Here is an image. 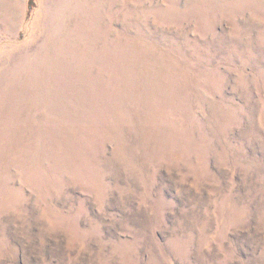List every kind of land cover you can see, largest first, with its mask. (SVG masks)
Segmentation results:
<instances>
[{
    "label": "rangeland",
    "instance_id": "374dc122",
    "mask_svg": "<svg viewBox=\"0 0 264 264\" xmlns=\"http://www.w3.org/2000/svg\"><path fill=\"white\" fill-rule=\"evenodd\" d=\"M0 264H264V0H0Z\"/></svg>",
    "mask_w": 264,
    "mask_h": 264
},
{
    "label": "trees",
    "instance_id": "16d2710c",
    "mask_svg": "<svg viewBox=\"0 0 264 264\" xmlns=\"http://www.w3.org/2000/svg\"><path fill=\"white\" fill-rule=\"evenodd\" d=\"M34 0H28V9L33 6Z\"/></svg>",
    "mask_w": 264,
    "mask_h": 264
}]
</instances>
